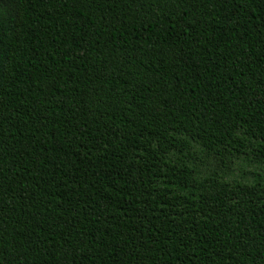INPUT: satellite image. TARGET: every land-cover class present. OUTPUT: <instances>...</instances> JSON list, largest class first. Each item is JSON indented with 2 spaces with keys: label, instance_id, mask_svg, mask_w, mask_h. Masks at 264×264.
<instances>
[{
  "label": "trees",
  "instance_id": "trees-1",
  "mask_svg": "<svg viewBox=\"0 0 264 264\" xmlns=\"http://www.w3.org/2000/svg\"><path fill=\"white\" fill-rule=\"evenodd\" d=\"M0 264H264V0H0Z\"/></svg>",
  "mask_w": 264,
  "mask_h": 264
}]
</instances>
